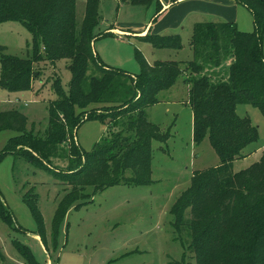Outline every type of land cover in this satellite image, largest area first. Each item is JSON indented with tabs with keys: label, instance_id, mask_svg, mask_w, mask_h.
<instances>
[{
	"label": "trees",
	"instance_id": "trees-1",
	"mask_svg": "<svg viewBox=\"0 0 264 264\" xmlns=\"http://www.w3.org/2000/svg\"><path fill=\"white\" fill-rule=\"evenodd\" d=\"M121 1L146 7L156 2L157 12L162 9L159 0ZM235 1L252 13L253 32L241 31L235 22L204 18L193 25L188 74L178 61L151 64L140 50L136 51L141 71L132 74L106 65L94 49L95 39L111 35L96 33L101 0H86L79 32L78 0H0V23L20 22L33 37L29 57L0 55L2 89L29 91L41 78L35 64L69 60V91H64L59 77L52 85L57 98L50 102L46 138L27 131L28 117L22 112L12 109L0 113V132L18 133L0 152V162L9 154L16 155L70 187L55 210L54 242L71 209L81 208L109 187L151 183L153 142L166 135L148 120L146 109L159 102V92L171 88L184 75L190 87L194 142L200 145L208 138L220 164L194 173L172 209L173 226L179 232L190 210L186 225L196 264H264V153L248 168L233 171L234 162L245 158V149L260 136L251 118L238 114V105H252L264 116V0ZM137 38L155 49L184 47L178 33H147ZM88 120L111 125L90 152L80 147L76 137ZM67 142L68 169H54L51 160L63 156ZM74 164L78 166L73 168ZM25 201L38 224L34 234L48 249L37 195L28 193ZM0 214L5 223L13 224L1 193ZM15 247L27 264H40L28 245L16 242ZM174 264L188 263L182 260Z\"/></svg>",
	"mask_w": 264,
	"mask_h": 264
},
{
	"label": "rangeland",
	"instance_id": "rangeland-1",
	"mask_svg": "<svg viewBox=\"0 0 264 264\" xmlns=\"http://www.w3.org/2000/svg\"><path fill=\"white\" fill-rule=\"evenodd\" d=\"M186 3L180 11L185 23L178 30L160 33L181 35L184 47L174 50L155 49L136 37L117 38L114 34L121 33H115V30L105 32L108 24L114 21L119 27L135 29L133 25L139 20L150 24L153 16L157 15L152 24H158L164 15L157 14L156 2L146 7L121 0H102L101 20L96 33L111 35L95 39L96 53L106 65L132 74L141 71L136 50H140L148 62L178 61L182 69L187 68V61L192 57L189 42L193 23L197 20L191 15L204 14L206 20L226 21L237 13L226 0H183L177 4ZM85 8L86 0H78V32L82 28ZM238 26L244 32L255 30L254 17L244 7H240ZM32 40V34L22 23H0V55L27 58L31 55ZM68 64L69 60L35 64L36 70L41 71V78L29 91L11 92L0 87V113L12 109L22 112L28 117L27 131L33 130L37 136L46 138L50 102L57 98L52 85L59 77L64 91H69L71 72ZM189 72L187 68L186 73ZM189 89L184 75H180L171 88L158 93L159 102L146 109L148 120L159 127L162 135H166L163 140L153 142L151 183L109 187L86 200V205L81 208L71 209L55 242L52 236L55 210L70 187L21 157L5 156L0 162V193L12 215L13 224L5 223L0 214V264H27L15 247L16 242L28 245L40 264H174L182 260L196 264L195 253L189 249L191 238L186 225L191 218L190 210L186 211L184 225L177 232L173 226L172 209L190 186L194 173L219 165L220 158L208 138L200 145L194 142ZM237 111L241 117L251 118L260 136L257 142L245 149V158L234 162L233 171L236 173L259 161L264 153L263 114L248 104L238 105ZM110 128V124L100 120H88L77 130V143L90 152ZM17 134L13 130L0 132V152ZM68 145V142L63 145L62 157L51 160L50 166L54 169H68ZM77 166L74 164L73 168ZM28 193L37 195V205L49 237L48 249L34 234L38 224L25 201Z\"/></svg>",
	"mask_w": 264,
	"mask_h": 264
},
{
	"label": "crops",
	"instance_id": "crops-1",
	"mask_svg": "<svg viewBox=\"0 0 264 264\" xmlns=\"http://www.w3.org/2000/svg\"><path fill=\"white\" fill-rule=\"evenodd\" d=\"M117 1H120V0H117ZM159 1L162 5V9H161V11L157 12V14H161V15L163 14L164 16L162 17V20L158 24H155V25L152 24L154 17L157 15L153 16V19H152V21H150V24L144 23L142 20H139L138 22H136L133 25L134 26L133 28H135V29H129L126 27H119V25H117V23L114 21L113 23L108 24V27H106L105 32H107L108 30H111V31L115 30L114 31L115 33L120 32L121 35L114 34V36H117V38L124 39L125 37H136L137 38L138 36H143L147 33L160 34V33L173 32L175 30H178L180 28V26L185 23V21H184L185 17L180 15V11H181L182 7L187 5V3L182 4V5L177 4L183 0H159ZM226 2L229 3V6H231L233 8V10L237 13V15L233 19L231 18V19H228L226 21L235 22L238 26L240 7H244V8H246V7L243 5L238 6L240 4L237 5L235 3V1H232V0H226ZM128 4H130V3H128ZM120 7H122V4H120ZM203 15L204 14H192L191 18L196 17L197 18L196 21H200V20H203V18H204ZM193 25H194V23H193ZM238 28H239V26H238ZM36 238L39 239L40 237L36 235Z\"/></svg>",
	"mask_w": 264,
	"mask_h": 264
}]
</instances>
